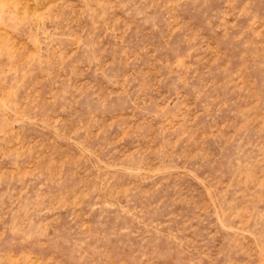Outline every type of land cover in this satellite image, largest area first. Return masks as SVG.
Returning a JSON list of instances; mask_svg holds the SVG:
<instances>
[{
	"label": "rangeland",
	"instance_id": "rangeland-1",
	"mask_svg": "<svg viewBox=\"0 0 264 264\" xmlns=\"http://www.w3.org/2000/svg\"><path fill=\"white\" fill-rule=\"evenodd\" d=\"M0 264H264V0H0Z\"/></svg>",
	"mask_w": 264,
	"mask_h": 264
}]
</instances>
